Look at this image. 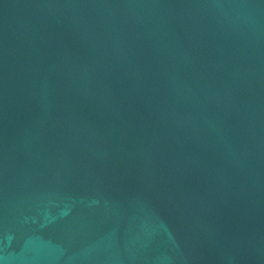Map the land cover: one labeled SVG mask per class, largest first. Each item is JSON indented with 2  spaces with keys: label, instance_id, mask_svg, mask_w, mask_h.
Returning a JSON list of instances; mask_svg holds the SVG:
<instances>
[{
  "label": "water",
  "instance_id": "obj_1",
  "mask_svg": "<svg viewBox=\"0 0 264 264\" xmlns=\"http://www.w3.org/2000/svg\"><path fill=\"white\" fill-rule=\"evenodd\" d=\"M0 264H264V0H0Z\"/></svg>",
  "mask_w": 264,
  "mask_h": 264
}]
</instances>
